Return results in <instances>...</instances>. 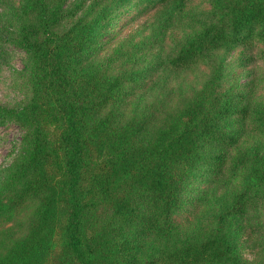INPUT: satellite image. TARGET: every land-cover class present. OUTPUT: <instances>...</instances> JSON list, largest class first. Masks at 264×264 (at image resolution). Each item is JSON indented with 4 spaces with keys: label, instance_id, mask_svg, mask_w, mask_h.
Listing matches in <instances>:
<instances>
[{
    "label": "trees",
    "instance_id": "1",
    "mask_svg": "<svg viewBox=\"0 0 264 264\" xmlns=\"http://www.w3.org/2000/svg\"><path fill=\"white\" fill-rule=\"evenodd\" d=\"M203 1L0 0V60L26 54L25 99L0 104L22 132L0 169V264H264V74L227 66L264 43V0ZM152 12L145 38L114 30ZM197 64L201 87L167 96Z\"/></svg>",
    "mask_w": 264,
    "mask_h": 264
},
{
    "label": "rangeland",
    "instance_id": "2",
    "mask_svg": "<svg viewBox=\"0 0 264 264\" xmlns=\"http://www.w3.org/2000/svg\"><path fill=\"white\" fill-rule=\"evenodd\" d=\"M18 1V0H14ZM195 4H200L201 7H206L203 0H195ZM147 14V13H146ZM152 13L138 17L132 21L130 25L123 27L130 19V13L118 20L115 24L114 30L119 32L121 38L134 36L136 40L145 38L151 31L149 27L153 17ZM151 21H150V19ZM147 19H149L147 22ZM118 26V27H117ZM186 28L183 26L173 27L165 35L162 46L167 50L175 38L181 37ZM111 39L108 44L112 46L115 41ZM9 51V56L6 61L0 60V104L15 105L25 99L26 92L23 89L22 78L19 72L22 70L26 58V54L19 48L13 45H6ZM245 50L242 53V50ZM248 58V59H245ZM228 70L230 71V81L238 80L241 83L253 78L254 70L264 74V43L256 42L253 46L235 49L228 58ZM208 75V69L204 64H197L191 67L190 70L184 71L180 74L173 75L168 81L167 96L173 97L174 100L180 95L186 93L191 95L194 90L201 87L204 78ZM263 87L258 89V93L264 96V80ZM22 132L18 125L9 123L0 127V169L10 165L20 150V143ZM209 185L206 181L195 180L188 192L187 203L183 205L180 212L176 215V222L188 226L193 220L189 209L192 206L191 201L197 195V192L205 189ZM23 214V213H22ZM12 224V223H11ZM8 226V225H6ZM240 252L246 260H250L252 255L247 246L241 245Z\"/></svg>",
    "mask_w": 264,
    "mask_h": 264
}]
</instances>
